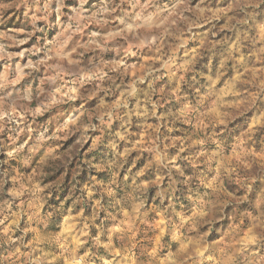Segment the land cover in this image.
Instances as JSON below:
<instances>
[{
	"label": "clouds",
	"instance_id": "1",
	"mask_svg": "<svg viewBox=\"0 0 264 264\" xmlns=\"http://www.w3.org/2000/svg\"><path fill=\"white\" fill-rule=\"evenodd\" d=\"M0 264H264V0H0Z\"/></svg>",
	"mask_w": 264,
	"mask_h": 264
}]
</instances>
